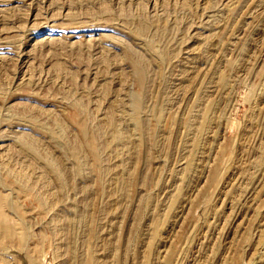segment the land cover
Masks as SVG:
<instances>
[{"label":"rangeland","instance_id":"374dc122","mask_svg":"<svg viewBox=\"0 0 264 264\" xmlns=\"http://www.w3.org/2000/svg\"><path fill=\"white\" fill-rule=\"evenodd\" d=\"M0 202V264H264V0H0Z\"/></svg>","mask_w":264,"mask_h":264},{"label":"bare ground","instance_id":"6f19581e","mask_svg":"<svg viewBox=\"0 0 264 264\" xmlns=\"http://www.w3.org/2000/svg\"><path fill=\"white\" fill-rule=\"evenodd\" d=\"M143 26V24H141L140 23V25H139V28H140V26ZM146 27V25L144 26V28ZM140 29H143V27H141ZM144 31V30H143ZM134 65H135V67H136V70H137V72H138V74H139V79L142 81V76H143V70H142V68H141V64H140V62H135L134 63ZM133 108H134V113H133V119H134V121H135V123L137 124V125H139L140 126V124H141V121H140V109H141V103H140V96H139V94L137 93L136 95H135V97H134V100H133ZM133 121V122H134ZM111 122H112V120H111ZM83 124V123H82ZM111 124H113L114 125V122L113 123H111ZM112 125V126H113ZM118 127V126H117ZM112 128V127H111ZM114 128V127H113ZM87 127L85 126V125H82L81 126V132H82V136H83V139H84V144H85V146H87L88 148H90L91 150H95V142H94V140L92 139V137L89 135V133H90V131H89V133H88V131H87ZM114 130V133H115V139L117 140L118 139V141H119V139L121 140V134L119 133L120 131H119V129L118 130H116L115 128L113 129ZM119 131V132H118ZM25 139V138H24ZM26 141H31V139H29V140H25V142ZM82 142V143H83ZM27 143V145H29V146H31V147H37V145H35L34 144V141L32 140L31 142H26ZM37 143V142H36ZM39 146V145H38ZM78 147V146H77ZM79 147H83L81 144L79 145ZM35 149V148H34ZM38 149V148H37ZM36 150V149H35ZM37 151V150H36ZM39 151V150H38ZM37 151V152H38ZM94 152H96V151H94ZM41 154V153H40ZM47 155V154H46ZM72 155H73V157L75 158V159H77L78 158V149L77 150H73L72 151ZM96 155V154H95ZM46 157V156H45ZM49 157V156H48ZM48 160V159H47ZM81 161V160H80ZM82 163V162H81ZM94 163V162H93ZM48 164H49V166H50V168L52 169V171L54 172V174L56 175V177L59 179V182L60 183H62L63 182V178H64V174H62V173H64V172H62L61 171V169L59 168V166L57 165V163H56V161H55V159H53L52 158V156H51V159H49V162H48ZM23 175V174H22ZM22 175H21V178H22ZM25 175V174H24ZM20 176V175H19ZM20 178V177H19ZM24 178H25V176H24ZM27 178V177H26ZM23 179V178H22ZM65 179V178H64ZM25 181H27V180H25ZM65 181V180H64ZM65 183V182H64ZM27 184V183H26ZM61 186H63V184H61ZM2 195V194H1ZM2 198H3V195H2ZM3 201V200H2ZM5 202V201H4ZM1 203V202H0ZM4 204V203H3ZM0 216H1V213H0ZM14 229H13V227L11 226V225H5V226H0V231L4 234V235H8V236H13V231ZM1 233V234H2ZM15 233V232H14ZM2 234V235H3ZM7 237V236H6ZM74 257V256H73Z\"/></svg>","mask_w":264,"mask_h":264}]
</instances>
